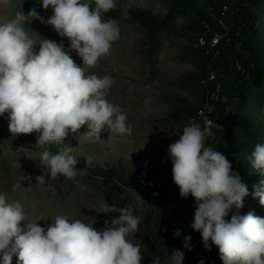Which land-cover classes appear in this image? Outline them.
<instances>
[{
	"label": "rangeland",
	"instance_id": "374dc122",
	"mask_svg": "<svg viewBox=\"0 0 264 264\" xmlns=\"http://www.w3.org/2000/svg\"><path fill=\"white\" fill-rule=\"evenodd\" d=\"M115 3L127 9L130 18L105 14V19L117 22L119 40L113 43L109 56L86 72L112 77L114 84L108 99L126 113L132 134L122 137L102 130V141L78 142V136L86 131L84 126L79 133L69 131L62 144L46 146L53 153L68 151L76 158L78 169H86V175L77 177L78 187L63 176L52 180L39 167L33 160L35 152L43 150L36 145L38 133L13 136L5 113L0 116V192L10 202L19 201L28 218L40 220L41 226L51 223L57 215H67L70 220L95 222L93 226L101 230L105 221L118 214L100 213L101 201L118 209L130 206L135 210L139 193L148 205L135 212L140 217L139 230L130 239L140 245L142 264H152L156 256L163 261L173 249L184 252L183 264H198L201 259L204 264H223L211 241V250L203 257L192 245L198 235L190 227L195 201L191 196L181 198L178 186L168 175L172 169L168 148L179 139L191 118L204 126L195 111L208 103L216 127L210 129L207 146L224 154L247 186L249 195L240 210L264 217V206L253 195L264 176L252 170L248 157L241 159V171L233 166V150L251 154L257 143H264V0ZM225 4L230 7L226 18L229 37L219 56H208L197 47L196 39L204 23L214 21ZM33 7L44 17L52 14L40 7L39 0H23L25 13ZM6 18L0 13V22ZM30 27L36 32L33 35L37 43L45 38L63 42L65 48L69 45L68 39L50 25L34 21ZM70 54L77 64L81 63L75 52ZM211 73L216 79L204 87L201 81ZM232 116L230 125L225 126ZM136 173L145 176L134 183ZM40 175L45 176L46 183L37 182ZM230 217L231 214L227 219ZM176 230L181 231L179 238L173 235ZM185 236H191V251L183 246ZM12 264H16V257Z\"/></svg>",
	"mask_w": 264,
	"mask_h": 264
},
{
	"label": "clouds",
	"instance_id": "9594fccd",
	"mask_svg": "<svg viewBox=\"0 0 264 264\" xmlns=\"http://www.w3.org/2000/svg\"><path fill=\"white\" fill-rule=\"evenodd\" d=\"M40 7L51 10L44 17L36 7L27 13L23 0H0V13L7 18L0 22V116L7 113L8 128L13 136L38 133L33 160L46 170L52 180L63 176L80 187L77 160L68 151L53 153V142L86 126L78 142H100L102 130L118 136L133 132L123 109L108 99L114 80L108 74L88 73L111 53L119 40L117 22L105 19L116 8L115 0H39ZM123 18H130L127 9ZM34 21L50 25L63 42L34 38ZM38 51L36 50V46ZM81 58L77 64L71 56ZM210 135L207 124L202 126L193 117L184 126L179 139L169 145L173 182L181 198H194V215L190 227L200 233L206 249L218 248L223 264H264V217L249 212L241 215L247 186L232 163L218 150L206 146ZM89 160L92 157L88 158ZM253 171L264 176V143H257L248 157ZM46 183L45 176L36 177ZM134 191V190H133ZM135 192V191H134ZM136 193V192H135ZM254 197L264 206V180L255 186ZM147 202L136 193V209L117 208L101 201L100 213H118L105 221L104 229L80 219L70 220L57 215L51 223L41 226L29 219L19 201L10 202L0 192V264H142L144 255L139 244L130 237L138 232L140 217ZM231 214V218L227 219ZM179 238L180 230L173 232ZM211 241V245L209 244ZM191 236H185L183 246L192 250ZM185 254L171 250L163 261L156 256L152 264H183ZM204 264V260L198 261Z\"/></svg>",
	"mask_w": 264,
	"mask_h": 264
},
{
	"label": "built area",
	"instance_id": "2783aa9c",
	"mask_svg": "<svg viewBox=\"0 0 264 264\" xmlns=\"http://www.w3.org/2000/svg\"><path fill=\"white\" fill-rule=\"evenodd\" d=\"M230 12L229 5L225 4L222 6L220 11L215 15L214 21H207L204 23L203 31L198 35L196 39V45L200 48L206 55L217 57L221 53V47L223 42L228 39L229 31L228 26L226 25V18ZM213 25L216 26L213 27ZM216 79V75L211 73L208 77L204 78L201 83L204 87H207L209 82H212ZM196 117L203 125L207 124L208 127L215 128L216 124L210 117V107L208 103L202 104L196 111ZM229 119L225 122V126L228 125ZM207 146V139H206ZM168 175L172 176V171H168ZM145 174L136 173L132 180L134 183H137L144 179ZM198 233V232H197ZM193 247L196 249L197 253L203 257L208 252V249L205 248L200 233H198L196 239L192 242Z\"/></svg>",
	"mask_w": 264,
	"mask_h": 264
},
{
	"label": "trees",
	"instance_id": "16d2710c",
	"mask_svg": "<svg viewBox=\"0 0 264 264\" xmlns=\"http://www.w3.org/2000/svg\"><path fill=\"white\" fill-rule=\"evenodd\" d=\"M123 9H124V8H122V9H121V8H118V6L116 5V8H115L114 10H111L110 12H111V14H122V10H123ZM112 12H113V13H112ZM245 38H247V35L245 36ZM185 106H187V105L185 104ZM192 109H193V108H192ZM235 110H236V103H235V107H234V113H235ZM195 112H196V111H195ZM233 116H234V114H233ZM233 116L230 118L229 123H228L227 126L230 125V123H231V121H232V119H233ZM233 153H234V155H235V157H234V162H233V166H235L237 170L241 171L242 168H243V163H242L241 159H243V158L245 159V157H249L250 154L237 153V152L234 151V150H233ZM157 172H159V173H164L165 171L158 170ZM239 213H240L241 215H246L245 211H243V210H239ZM230 218H231V217H230Z\"/></svg>",
	"mask_w": 264,
	"mask_h": 264
}]
</instances>
